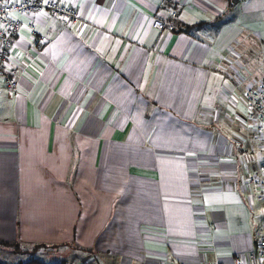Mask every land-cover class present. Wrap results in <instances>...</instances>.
Returning a JSON list of instances; mask_svg holds the SVG:
<instances>
[{
	"label": "crops",
	"instance_id": "0c3cea01",
	"mask_svg": "<svg viewBox=\"0 0 264 264\" xmlns=\"http://www.w3.org/2000/svg\"><path fill=\"white\" fill-rule=\"evenodd\" d=\"M53 1L79 20L18 16L0 90V261L261 264L238 171L264 0Z\"/></svg>",
	"mask_w": 264,
	"mask_h": 264
},
{
	"label": "built area",
	"instance_id": "2783aa9c",
	"mask_svg": "<svg viewBox=\"0 0 264 264\" xmlns=\"http://www.w3.org/2000/svg\"><path fill=\"white\" fill-rule=\"evenodd\" d=\"M48 13L73 24L79 20L74 8L53 0H0V90L15 92L17 89V70L10 64L9 57L14 38L20 31L18 16ZM171 17L175 14L171 13ZM152 27L157 30L170 28L166 21L154 19ZM250 116L256 121L257 131L264 133V82L257 87H248L243 91ZM261 171L264 176V147L262 150ZM264 212V199H262ZM248 259L264 264V219L261 229L254 241V249L248 254Z\"/></svg>",
	"mask_w": 264,
	"mask_h": 264
},
{
	"label": "rangeland",
	"instance_id": "374dc122",
	"mask_svg": "<svg viewBox=\"0 0 264 264\" xmlns=\"http://www.w3.org/2000/svg\"><path fill=\"white\" fill-rule=\"evenodd\" d=\"M252 136V137H251ZM249 138L247 165L243 170L238 171L241 181L242 197L248 203L252 216L257 225L263 221L262 202L264 199V176L261 172V158L263 145V133H252ZM22 258H20L21 260ZM24 259V257H23Z\"/></svg>",
	"mask_w": 264,
	"mask_h": 264
},
{
	"label": "trees",
	"instance_id": "16d2710c",
	"mask_svg": "<svg viewBox=\"0 0 264 264\" xmlns=\"http://www.w3.org/2000/svg\"><path fill=\"white\" fill-rule=\"evenodd\" d=\"M0 246L6 247V248H10V249H12L14 251L18 250V246H16L15 244H8V243L0 242ZM0 264H5V263L0 261ZM18 264H45V263L37 261V260H30V261L21 262V263H18Z\"/></svg>",
	"mask_w": 264,
	"mask_h": 264
}]
</instances>
